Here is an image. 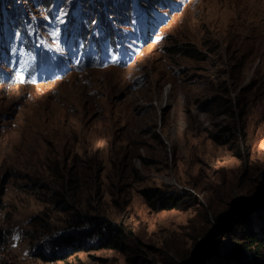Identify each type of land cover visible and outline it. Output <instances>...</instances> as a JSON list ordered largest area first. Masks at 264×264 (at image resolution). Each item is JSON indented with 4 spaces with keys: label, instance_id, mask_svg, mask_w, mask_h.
Returning <instances> with one entry per match:
<instances>
[{
    "label": "rangeland",
    "instance_id": "374dc122",
    "mask_svg": "<svg viewBox=\"0 0 264 264\" xmlns=\"http://www.w3.org/2000/svg\"><path fill=\"white\" fill-rule=\"evenodd\" d=\"M97 1L0 0V264H215L264 175V0Z\"/></svg>",
    "mask_w": 264,
    "mask_h": 264
},
{
    "label": "trees",
    "instance_id": "16d2710c",
    "mask_svg": "<svg viewBox=\"0 0 264 264\" xmlns=\"http://www.w3.org/2000/svg\"><path fill=\"white\" fill-rule=\"evenodd\" d=\"M97 2L99 3V0ZM103 2H108V6L114 12L115 19L113 20H116L115 23L118 26L125 24L119 20L123 16L129 18L131 10L128 5L129 1L124 3L123 0H120L119 5L115 4L117 8L114 7L115 5L111 0H104ZM146 2L150 6L159 4L158 0H146ZM96 16L100 19L102 33L114 38L115 29L111 28L109 20L102 16L100 10ZM16 23L17 26L22 24L19 21ZM78 30L81 35L83 34L82 31L86 33L87 28L82 30L78 27ZM67 33L70 38L71 31H67ZM24 37L28 41L30 40L26 33ZM83 37L87 39L92 35L88 32ZM183 52L186 55L195 56L186 48L183 49ZM261 177L257 193L250 202L235 201L223 212V219H217L219 224V229L215 234L217 247L214 250H207V257L211 262L214 261L215 264H264V175ZM143 195L150 205L157 208L176 207L181 199L180 195L165 192L159 188L144 190ZM156 202L160 205L157 206ZM119 232V230H115L110 239H107L105 242L107 247L119 248L121 246L122 238ZM66 242L73 243L74 241L71 242L67 239ZM62 244V241H57L56 248L59 249Z\"/></svg>",
    "mask_w": 264,
    "mask_h": 264
}]
</instances>
